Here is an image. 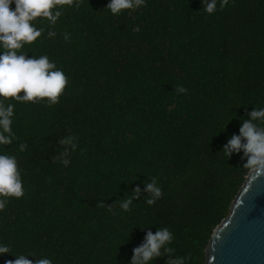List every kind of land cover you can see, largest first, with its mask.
<instances>
[{
	"label": "trees",
	"instance_id": "trees-1",
	"mask_svg": "<svg viewBox=\"0 0 264 264\" xmlns=\"http://www.w3.org/2000/svg\"><path fill=\"white\" fill-rule=\"evenodd\" d=\"M109 2L64 6L51 29L38 17L44 34L17 50L47 55L68 83L53 106L10 98L16 139L0 154L17 157L25 194L0 211V245L11 250L0 264L31 253L52 264H129L146 232L160 227L173 233L175 255L202 264L245 177L243 153L220 151L241 118L264 107V0H229L223 9L218 0L212 14L201 0H146L118 15ZM68 135L77 148L65 167L53 157ZM153 177L163 196L148 205ZM136 187L139 198L123 210Z\"/></svg>",
	"mask_w": 264,
	"mask_h": 264
},
{
	"label": "clouds",
	"instance_id": "clouds-1",
	"mask_svg": "<svg viewBox=\"0 0 264 264\" xmlns=\"http://www.w3.org/2000/svg\"><path fill=\"white\" fill-rule=\"evenodd\" d=\"M218 0H201L202 8L212 14L217 10ZM82 0H0V145H11L16 139L13 132V118L15 104L10 102L46 101L49 106L59 103L68 77L57 68L56 63L47 55L27 58L26 53H18L25 44H32L41 37L45 28L36 27L38 17L47 20L50 29L63 15L64 6L79 8ZM229 0H219L220 9L225 8ZM14 4L15 8H10ZM146 6V0H110L106 9L114 15L122 10H136ZM140 29L134 28V32ZM49 38H54L56 32L49 30ZM64 40H69V34H64ZM23 92V95H19ZM176 94H185L183 86L174 88ZM73 135L64 136L59 140L63 151L53 157V163L60 162L65 167L70 163L69 157L75 151L77 144ZM27 148L26 143L19 145L20 151ZM229 159L233 153H243L241 160L245 162L241 168L246 169L253 177L264 176V107L255 108L247 113V118H241L238 135H231L223 145L221 151ZM144 191L148 194L146 203L153 205L163 196L162 188L158 186V179L151 178L145 183ZM141 189L136 187L130 196L120 201V208L130 210L134 198H139ZM25 194L19 164L15 155L0 154V211H3L9 198H21ZM98 207H104L98 203ZM173 233L167 227L157 228L155 233L147 231L143 243L132 250L129 264H150L156 258L167 256L165 264H187L192 259L191 253L185 256L175 255V249L169 247L173 242ZM10 247L0 245V254H9ZM35 257V260L27 259ZM14 260H7L5 264H52V260L37 257L34 253L17 254ZM174 257V258H173Z\"/></svg>",
	"mask_w": 264,
	"mask_h": 264
},
{
	"label": "water",
	"instance_id": "water-1",
	"mask_svg": "<svg viewBox=\"0 0 264 264\" xmlns=\"http://www.w3.org/2000/svg\"><path fill=\"white\" fill-rule=\"evenodd\" d=\"M202 264H264V176L246 172L209 235Z\"/></svg>",
	"mask_w": 264,
	"mask_h": 264
}]
</instances>
